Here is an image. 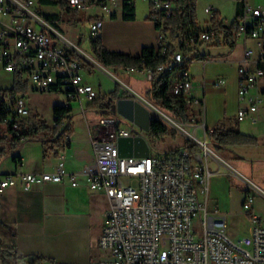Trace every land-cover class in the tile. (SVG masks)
<instances>
[{"label":"built area","instance_id":"obj_1","mask_svg":"<svg viewBox=\"0 0 264 264\" xmlns=\"http://www.w3.org/2000/svg\"><path fill=\"white\" fill-rule=\"evenodd\" d=\"M63 1L90 23V37H93L99 34L105 15H113L119 7L123 9L125 2L135 0ZM151 1L154 21L159 20L160 15H173L175 0ZM205 11L213 19L218 10L210 4ZM220 19L224 23V19ZM233 32L237 38L256 39L263 53L264 4L251 5L243 0L242 12ZM218 33L215 27H211L197 37L185 38L171 59L157 67L158 71H178L171 79V95H189L193 79L185 67L186 53L199 40H215ZM158 40L165 52L162 26L158 28ZM253 51L246 48L245 60ZM94 63L101 64L41 14L38 0H0V68L18 72L22 77L26 74L32 90L62 92L68 104L72 99L94 101L101 92L86 82L82 73L86 65ZM104 68L108 70L106 66ZM146 71L148 79H152L153 70ZM238 73V96L244 104L239 106L236 118L238 121H255L261 98L253 95L251 89L264 78V67L250 68L243 63ZM224 83V78L217 81L218 85ZM131 93L128 96L139 99L169 125L185 131L196 149L183 146L161 154L151 152L146 157L121 156L118 138L137 133L116 126L115 119L104 120L112 128L106 136H94L103 138L93 139L96 161L84 170L90 187L104 190L109 201L106 223L98 238V246L105 252L99 264H264V226L253 212L254 192L249 190L243 201V210L254 224L250 234L244 237L234 239L229 236L227 215L218 207L210 209L213 171L209 157L220 161V156L208 144L207 129L204 128L201 138L196 129H187L185 123L173 118L144 95L136 91ZM0 98L11 109L12 130L20 133L24 119L31 113L27 96L0 90ZM79 172L77 168L67 169L63 157L52 171L0 172V193L16 185L31 190L34 185L61 182L65 178L77 185ZM126 179L129 183L125 182ZM4 243L0 237V263H3ZM9 246L14 250V245Z\"/></svg>","mask_w":264,"mask_h":264},{"label":"crops","instance_id":"obj_2","mask_svg":"<svg viewBox=\"0 0 264 264\" xmlns=\"http://www.w3.org/2000/svg\"><path fill=\"white\" fill-rule=\"evenodd\" d=\"M77 14L79 18H82V14ZM110 17L116 19H109ZM135 20H127L123 17L118 19L117 13L106 18L104 16L99 34L105 46L109 50L133 54H139L144 46H158V28L155 21L145 19L144 23H137ZM225 24L231 25L227 22ZM112 30L120 36L117 44L110 42ZM246 48H252L254 51L245 60ZM198 54L202 57H197ZM185 60V67L190 70L193 79V87L188 95L189 105L195 112L192 116V121H195L193 129L197 131L201 128V124L205 129L237 126L243 133L256 137L257 142L234 145L226 149L224 156L227 157L229 156L227 152L234 151L241 154L239 152L241 149L244 154L240 156L244 160L251 158L264 165V125L262 124V121L264 122V78L251 89L253 95L261 98V103L255 113L256 120L250 126L240 128V121L237 120L236 115L233 120L227 117L221 119V116L216 120L213 118L211 125L208 124L207 94L212 92L225 94L227 90L226 77L222 74H214L210 71L211 67L222 61H229L235 65L237 68L235 83L239 102L240 65L246 63L250 68L264 67V52L262 53L258 48L256 39L240 36L236 39L234 47L225 42L223 36L219 40L204 41L189 49ZM119 70L126 77L133 72L138 79L149 80L145 69L119 68ZM177 73L178 71L173 73V76ZM134 75L128 76V82L132 85L136 83ZM219 78H224L225 83L218 85ZM31 91L34 90L29 85L27 92L19 93L25 94L28 99ZM63 104H68L66 97ZM69 105L72 106L71 103ZM95 106L100 109L98 105ZM202 106L207 109L206 121L203 118ZM227 113L225 109L223 115L227 116ZM0 128L3 131L1 134L8 136L7 141L3 143L6 147V155L0 160V172L52 171L57 167L61 157L67 169L80 170L77 185H72L71 181L65 178L61 182L49 181L34 185L31 190H24L20 185H16L0 193V223L7 224L14 230L11 237L6 239L2 227L0 228V237L7 244L14 245L11 254H3V263L0 264H99L105 252L98 246V238L106 223L109 201L104 190L90 187L84 170L92 167L96 161L93 139L103 137H67L68 145L64 150L48 146L45 151L44 141L56 137L22 138V141L12 145L10 144L12 132L6 125ZM98 133L99 131L95 136H105ZM220 157L235 167L225 157L221 155ZM253 212L259 216L260 225L264 226V194L258 197L256 202L254 199ZM253 226L252 223L251 230Z\"/></svg>","mask_w":264,"mask_h":264},{"label":"rangeland","instance_id":"obj_3","mask_svg":"<svg viewBox=\"0 0 264 264\" xmlns=\"http://www.w3.org/2000/svg\"><path fill=\"white\" fill-rule=\"evenodd\" d=\"M251 5L264 4V0H247ZM136 7V22L144 23L145 19H150V13L152 10L151 0H135ZM212 4L219 12L220 17H222L225 23L232 24L237 18V0H196V14L198 24L203 28H208L213 25V20L211 15L205 11V7ZM44 12H56L60 14V29L64 34L70 38L73 42L77 43L82 49H84L89 54L93 53L91 38L90 37V23L82 18H79L76 11H68L61 9L59 6L54 5H44L42 6ZM106 16L109 15H105ZM82 17V16H81ZM123 9L119 7L117 9V18L122 19ZM220 17L218 21H221ZM116 19V18H109ZM112 38L110 42L117 44L120 40V36L112 30ZM169 37V36H168ZM106 70L103 64H88L83 70V76L85 81L92 83V85L100 91L102 94H108L111 91L119 90L124 95H131V91H136L140 94L145 93L146 86L150 83V80H145L136 77L133 72L131 75L136 77V83L128 82V76L122 74L119 68L107 67ZM210 70L214 74H222L226 77L227 83L225 87L227 88L225 94L214 93L207 94V106H208V124L209 126L213 120L221 116L223 118H230L233 120L237 114V110L242 101L237 98V86L235 83L237 68L229 61H222L215 64ZM14 73L12 70L0 68V87H10L14 82ZM134 77V78H135ZM27 79V75L23 76ZM31 86V83L29 82ZM132 88V89H131ZM65 94L51 93V92H38L31 91L28 96L29 106L32 111L31 114L26 117L23 121V126L30 127L34 123H43L53 128L52 131L47 129H41L37 134L31 137H54L55 131H61L68 125L71 128V132L68 133L70 137H94L99 131V135H107L112 127L107 126L104 123L106 119H115L116 126L131 129L137 134H145V131L138 125L131 122L129 119L119 114L112 106L105 107V110L99 109L94 104L90 103L86 99H72L70 103L72 104V110L68 113L67 117L59 124L57 128L53 127L54 112L53 107L55 104L64 103ZM90 103V104H89ZM91 105V106H90ZM203 107V106H202ZM227 109V116L223 115ZM168 112V111H167ZM194 109L189 108V113L191 117L193 116ZM170 114V113H169ZM197 114V113H196ZM201 114V113H200ZM203 118L207 116V109L203 107L202 109ZM152 116L160 115L152 111ZM199 116V115H198ZM214 118V119H213ZM200 119L202 117L200 116ZM180 122H183L177 119ZM193 122V124H191ZM183 122L186 124V128L193 131V125L195 121ZM253 120L245 119L239 122L240 128H244L247 125H251ZM264 125V122L262 121ZM171 126V125H170ZM204 126L201 124V128L196 131L197 135L203 138ZM10 131V130H9ZM3 131L0 128V133ZM208 144L213 148L211 141L207 135ZM148 143L153 154L164 153L171 151L173 149H178L186 146L189 137H187L186 132L180 127L173 125L171 126L170 132L164 137H148ZM249 147V146H248ZM214 151L220 156V151L213 148ZM236 151L238 149H235ZM241 154L244 151L240 149ZM225 157L230 163L235 167L226 163L222 158L218 157L220 161L215 158L209 157L210 169L213 174L210 179V197L209 206L210 209L218 207L220 211L224 212L228 218V228L227 233L234 239L244 237L251 232L252 220L243 210V201L245 199L246 193L252 190L255 194V202L258 197L264 194V165L247 158L244 160L241 154L237 152H227ZM217 170V171H216ZM241 172L244 176H242ZM129 183V180H125ZM252 183V184H251ZM263 192V193H261ZM1 228V227H0ZM1 232V231H0Z\"/></svg>","mask_w":264,"mask_h":264},{"label":"trees","instance_id":"obj_4","mask_svg":"<svg viewBox=\"0 0 264 264\" xmlns=\"http://www.w3.org/2000/svg\"><path fill=\"white\" fill-rule=\"evenodd\" d=\"M176 8L173 15L165 17L160 15L159 20H155L157 28H161L165 33L166 50L163 51V44L159 42L158 46H144L139 54H133L126 51L109 50L103 43L100 34H97L91 38V45L94 57L104 66L113 68H133L137 70H153V77L150 79V84L145 89L143 94L149 100L158 105L162 110L167 112L175 119H179L183 122H191L192 117L189 113V101L190 97L178 94L171 95L169 88L171 86V79L173 76V70L158 71L157 67L169 61L174 53L182 47L183 40L190 36L197 37L202 31H205L211 27H215L218 30V36L216 39H220L222 36L225 42L234 47L236 42V35H234L233 29L239 19L243 0H237V18L230 25H225L222 21H218L220 12H216V16L212 19L213 25L208 28H203L198 24L196 14V0H175ZM54 5L59 6L61 9L73 11V9L63 0H38V8L41 14L53 25L58 26L60 21V14L56 12H44L42 6ZM123 18L127 20H133L136 18V7L133 2H125L123 4ZM150 18H152L150 13ZM169 36V37H168ZM213 41V40H212ZM204 41L199 40V43ZM195 45V47L197 46ZM202 57V55H197ZM14 82L10 87H0V90H10L16 92H27L29 89V82L24 79L20 73H14ZM120 96H126L119 90H114L108 94H101V96L91 101L90 103L98 105L102 111L105 107H111L113 100ZM72 110V106L69 104H55L53 107L55 125L57 128L67 114ZM11 109L9 105L0 98V127L6 125L12 132L10 141L12 145H16L22 141V136L28 138L37 134L41 129H47L52 131L53 128L46 124L32 123L31 128L23 126L20 133L12 130L11 126ZM171 126L159 116H152L150 131L145 132V136L148 137H164L170 132ZM71 132V128L68 125L61 131H55L54 137L47 141H44V148L51 146L52 148L58 147L59 149H65L68 145L67 137H70L68 133ZM208 138L211 141L213 148L220 151V154H225L226 149L238 144H254L257 142L256 137L243 133L237 126L225 128L217 126L210 130L207 128ZM7 135L0 133V160L6 155V147L3 145L7 141ZM186 146L191 149H196V145L187 141ZM4 237L9 239L14 230L7 224L0 223ZM3 254H11L12 248L9 246L3 247Z\"/></svg>","mask_w":264,"mask_h":264},{"label":"water","instance_id":"obj_5","mask_svg":"<svg viewBox=\"0 0 264 264\" xmlns=\"http://www.w3.org/2000/svg\"><path fill=\"white\" fill-rule=\"evenodd\" d=\"M112 108L119 114L141 127L145 132L150 131L151 110L134 96H120L112 99ZM121 156L146 157L151 153L147 137L144 134L120 136L117 140Z\"/></svg>","mask_w":264,"mask_h":264},{"label":"bare ground","instance_id":"obj_6","mask_svg":"<svg viewBox=\"0 0 264 264\" xmlns=\"http://www.w3.org/2000/svg\"><path fill=\"white\" fill-rule=\"evenodd\" d=\"M3 241H4V240H3ZM4 242H5V241H4ZM4 244H5L4 247L8 245L6 242H5ZM2 259H3V253H2Z\"/></svg>","mask_w":264,"mask_h":264}]
</instances>
